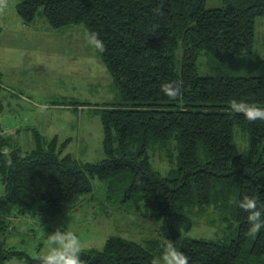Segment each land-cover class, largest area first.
<instances>
[{"label":"trees","instance_id":"obj_1","mask_svg":"<svg viewBox=\"0 0 264 264\" xmlns=\"http://www.w3.org/2000/svg\"><path fill=\"white\" fill-rule=\"evenodd\" d=\"M223 1L213 9H206L207 0H21L16 5L25 25L43 17L52 28L82 25L89 38L101 39L103 50L90 41L119 101L94 111L105 154L97 163L65 152L70 139H47L35 128L32 146L22 150L16 136L28 125L0 136V264L11 257L41 264V255L31 258L5 247L10 219L38 207L50 216L68 211L92 192L94 179L104 183L108 204L143 202L153 218L164 219L165 240L138 243L112 236L100 250L81 251L83 264H153L164 241L182 238L178 248L189 264H264V229L250 234L248 213L238 206L245 195L264 203V118L250 121L232 108L234 100L264 108V75H200L197 68L202 52L218 65L254 53L264 0ZM167 81L181 82V97L163 92ZM236 127L248 145L232 156ZM155 150L169 163L164 173L150 162ZM207 208L226 225L222 238L182 237L195 224L193 214Z\"/></svg>","mask_w":264,"mask_h":264},{"label":"rangeland","instance_id":"obj_2","mask_svg":"<svg viewBox=\"0 0 264 264\" xmlns=\"http://www.w3.org/2000/svg\"><path fill=\"white\" fill-rule=\"evenodd\" d=\"M21 0H0V118L16 136L22 150L32 146L31 128L45 138L70 139L65 152L81 162L97 163L104 157L103 131L94 112L104 104L119 101L112 77L96 53L82 25L55 29L43 17L25 25L16 12ZM223 0H207L206 9L219 8ZM176 54H179L178 51ZM179 56V55H177ZM197 68L200 75L233 76L264 75V16L256 22L255 51L252 55L234 58L230 64H216L202 52ZM21 98L22 108L16 102ZM22 122L15 127V122ZM30 131V132H29ZM247 135L235 128L231 155L247 148ZM155 150L150 159L162 173L169 163ZM110 205L105 201L104 183L92 180V192L81 196L70 210L54 215L41 208L10 219L4 233L5 247L23 252L31 258L48 248V232L59 227L77 234L82 251L102 249L105 241L119 236L145 243L160 238L164 219L153 218L143 202L135 205ZM193 214L194 225L182 237L199 239L222 238L221 222L212 208ZM192 215V216H193ZM183 239V238H182ZM173 241L178 248L181 240ZM165 242V248L168 241ZM4 264H27L25 258L11 257Z\"/></svg>","mask_w":264,"mask_h":264},{"label":"clouds","instance_id":"obj_3","mask_svg":"<svg viewBox=\"0 0 264 264\" xmlns=\"http://www.w3.org/2000/svg\"><path fill=\"white\" fill-rule=\"evenodd\" d=\"M90 39L99 50H103L104 42L101 39L95 34H91ZM161 87L171 99L182 96L180 81H167ZM232 108L243 113L250 121L264 118V108L246 102L234 100ZM238 206L248 213L250 234L255 235L264 229V203L259 202L255 196L245 195L238 201ZM47 239L49 246L40 256L41 264H83L80 258L82 244L77 234L57 227L48 232ZM153 264H189V257L169 240L161 257L154 260Z\"/></svg>","mask_w":264,"mask_h":264},{"label":"built area","instance_id":"obj_4","mask_svg":"<svg viewBox=\"0 0 264 264\" xmlns=\"http://www.w3.org/2000/svg\"><path fill=\"white\" fill-rule=\"evenodd\" d=\"M22 122H15V124H16V126L15 127H18V126H20V124H21ZM11 132V131H10ZM9 132V127H8V125L6 124V123H4V122H2V128H1V131H0V136L1 135H10L11 133ZM2 152L3 153H6L7 152V149L6 148H3L2 149Z\"/></svg>","mask_w":264,"mask_h":264},{"label":"crops","instance_id":"obj_5","mask_svg":"<svg viewBox=\"0 0 264 264\" xmlns=\"http://www.w3.org/2000/svg\"><path fill=\"white\" fill-rule=\"evenodd\" d=\"M17 104L21 106L22 108L25 106L24 102H21V98L16 100Z\"/></svg>","mask_w":264,"mask_h":264}]
</instances>
